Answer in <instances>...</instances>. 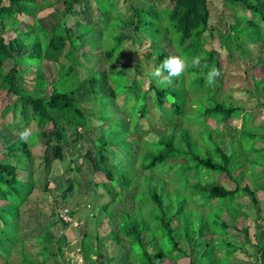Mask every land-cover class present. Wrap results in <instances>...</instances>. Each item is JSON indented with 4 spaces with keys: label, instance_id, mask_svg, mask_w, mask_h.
<instances>
[{
    "label": "trees",
    "instance_id": "16d2710c",
    "mask_svg": "<svg viewBox=\"0 0 264 264\" xmlns=\"http://www.w3.org/2000/svg\"><path fill=\"white\" fill-rule=\"evenodd\" d=\"M147 1L150 5L162 10L161 14L163 16L158 21L159 28L153 29L157 35L151 34L153 21L147 18V14H142L145 9H134L132 3L131 7L135 11L129 8L128 14L130 13V17L134 19L130 25V28L131 26L133 28L130 38L134 54L138 58H145L146 65L155 68L170 55L165 48L172 46L175 53H180L188 58L189 67L184 72L188 80L185 84L183 80L182 83L179 82L180 79H184L183 73L181 76L173 78L172 82L165 87H161L155 80L149 82L147 79L149 75L141 74L139 67H134V77L129 87L138 89L136 91L133 88L136 98L139 97L136 93L140 92V98L146 100L147 104L151 101L149 105L157 108L159 110L158 115H161L164 120H166L163 115L164 110H170L171 107L173 113L182 116L186 99L189 101L192 96L204 97L206 105L201 107V119H204V124L210 128L219 127L221 135L233 145L234 152L226 153L220 147V144L219 147L215 146L212 150H208L205 155L199 152L192 142L189 126L182 120L180 126H177L180 128L181 134L167 136L166 134L171 132V128L167 127L164 133L158 135V137L162 136L160 140L150 142L147 145L144 152V162L146 164L140 163L136 168L139 175H143L141 173L147 171L152 173L154 168H156V173L160 171L162 175L171 172L174 175L171 181L176 187L171 189L168 194L166 193L168 185L165 182V186L162 185L158 188L149 185V180H147L143 182L142 188L132 190L131 193L133 194L130 197L148 199L155 205L160 218V234L174 243L175 250L186 252L184 256L178 257L176 261L187 258L186 262L188 261V264H219V258L215 256L213 241L208 242L206 240L204 242L203 240L207 233L211 232L216 236L214 247L215 245L219 247V238L213 230L215 225H219V210L222 213H227L228 209L233 206H238L240 210H243L244 206L242 205L227 204L237 195L246 196L250 201L251 208L256 209L259 205L258 192L260 189L264 190V148L260 147L264 143V123L256 127L263 134L256 133L255 128L251 125L255 109L264 106V0H222L223 12L227 16L229 29L226 34L220 36L221 48L225 53L226 51L228 53L237 52L242 59H245L254 51L260 53L256 63L251 66V83L253 95L256 96V103L254 107H251V110H247L242 106L233 107L225 99H218L219 92L223 87L220 80L222 79L224 83L225 77L228 76L226 74L229 67L236 61L228 63L227 58L210 47L214 36L210 24L209 0H165L161 4ZM54 2V4H51L52 2L48 3L47 0H0V127L8 125L12 132L17 133V138L14 141L6 142L3 138H0V264H17L9 260L15 248L19 252L21 250L18 264H27L28 258L31 256H27L24 250L26 246L31 247L33 245L38 249L36 252L38 257H52L55 264H60L65 256L64 249L69 245L65 233L58 236L53 246L48 241L51 239L47 233L44 234V237L40 236V238H38L40 234L34 235L35 241L30 240L32 236L28 237L27 235L32 231L23 232L18 224L21 218V206L32 194L35 187L32 177L34 173V156L31 146L36 147L46 143L42 155L44 161L47 160L46 154L49 148H51L53 161L68 160L69 164L65 171L68 170L62 172V179L65 178L66 184V189L61 193L62 201L69 200L72 197L71 193L75 188V182L71 174L80 175L83 168L92 177V179L89 177L91 185L101 190V192L94 193L93 197H99L103 193L109 194V196L114 193L113 197H117L119 192L116 191L118 189L116 186L113 187L116 179L122 185L119 187L121 191L130 189V181L127 178H130L131 172L120 173L118 170L120 164H113V155L117 157L119 156L117 153H120L121 156L119 157H122L126 154L123 149L117 151L114 142L102 143L100 149L94 150V163L87 156L70 150V141L73 145L81 141L80 138L74 136L77 134L79 137L78 129L83 130L79 122L84 115L81 113L79 103L85 101V107H89V103L84 100L85 95L82 96L73 89V84L63 88L57 82L56 86V81L67 76V73H73L74 68L79 66L73 53L86 55L84 51L86 43L83 41L84 34L89 29L88 24L98 25V23L90 20L92 16L93 18H99L98 20L104 25L102 28H98L104 30V34L100 38L104 41L108 40V47L105 51H95V57L101 63L98 70L100 76L98 79L87 78L83 85L90 89L88 93L92 95L95 94V90L100 91L101 88H105L110 96L109 101L116 102L115 107L117 109L121 107L123 109V104L119 107L120 101L118 100L123 96L122 94L118 95L116 92L117 82L115 84L112 81L115 77L114 74L119 73L117 70L120 68L111 69L113 66H118L121 57L127 54V50H122L123 40L118 34L117 36L113 35L111 39L106 34L109 30V16L111 14L108 16L107 11L104 15L101 13L102 10L99 7L101 0H54ZM116 3L118 6V2ZM142 3L145 6L147 5L146 2ZM80 4L82 8L76 9V6ZM135 6H141L140 2L138 5V2L135 1ZM236 8L247 12L249 16H238L235 12ZM49 9L52 10L51 14L47 12ZM61 9L67 24L64 25L60 34L51 32L45 27L34 25V20L39 18L40 13L53 16L59 14ZM18 17L24 18L19 19ZM27 17L28 19H25ZM53 21L56 25L58 17L53 18ZM146 22L147 24H145ZM239 23H242L243 27L239 28ZM161 32L165 33L161 34ZM206 32L210 33L204 36ZM253 34H255V37H252ZM240 35H245L246 40L242 39L245 42L237 39V36L242 38ZM160 42H163L166 47L161 53H157L155 48ZM126 45H124V48ZM28 46L29 51L27 50ZM61 56L68 61V65H62L57 78L49 81L45 66L51 63H59ZM198 56L201 57L199 65L191 66L192 60ZM7 61H10L12 65L6 70L4 64ZM25 61L30 62V64ZM213 66L219 69L220 76L214 84L208 85L205 83V75L209 68ZM26 82L29 84L28 86ZM76 85L80 86L81 83ZM167 96L173 97L175 102L171 105L167 104ZM78 99L80 101L77 103ZM123 99L125 100L124 97ZM166 106H169V109ZM147 110L148 107L140 113ZM148 111L152 112V108ZM145 114L139 115L138 118ZM8 115L12 119L9 124H7ZM19 116L22 120L15 121ZM2 117H5V119L3 120ZM89 122L90 128L99 130L100 122L95 117H90ZM238 122L240 127L236 128ZM31 124L35 126V129L31 131L29 139L26 141L21 140L20 133L25 128H30ZM104 127L106 125H102V128ZM101 131L100 129V133ZM4 136L1 135V137ZM212 138L209 132L207 140L212 141ZM248 144H250V150H253L256 156H252L254 153L252 155L247 154L245 147ZM154 146H156L157 152L153 154L151 149ZM109 152L111 153L109 154ZM132 158L133 156H129L127 159L129 166L132 164ZM78 160L81 162L77 163ZM245 163L252 181H262L260 189H252L248 185L241 186L242 170ZM256 167L260 168L258 174L254 172ZM68 173L71 174L68 175ZM216 175L218 176L217 180H215ZM205 178H207V182L202 184ZM192 179L195 181L191 182ZM83 196L86 197V195ZM174 196L179 199V202H177V210L169 217L167 210L172 209ZM127 197L129 195L124 197L121 206H124ZM198 197L201 199L202 207L212 209L207 213L214 215V221L206 229L201 228L200 217H193V215L196 216L195 212L197 211L187 208V203L194 202ZM166 198H169L167 204H165ZM219 199L230 200L219 203ZM73 211L71 209L69 215L72 216ZM124 211L126 213L130 212L125 209ZM185 211L190 213H184ZM258 212V210H255L258 218L255 219L254 224L260 228L262 218L259 215L260 212ZM104 217L106 220H110L106 216ZM173 219L180 221L179 228H173L171 225ZM232 220L238 223L235 228L247 236L248 231L244 227L243 221L235 217ZM53 223L37 225L35 230L40 232V229L49 226L52 229L55 226ZM221 225L227 228L223 221ZM62 226L63 228L69 227L68 223H62ZM196 226L198 227L197 234L199 238L196 237L194 230ZM132 235L135 236L134 242H138L143 248L145 259L142 264H155L154 262L157 259L160 260L159 264H168L162 262L165 258L160 252L150 254L147 251L146 243L141 239L139 230H129L126 233L127 237ZM45 238H48V240ZM84 238L79 243L82 255L88 253L84 247ZM256 239L257 243L253 247L256 248L254 255L258 258L264 252V233L257 234ZM99 240L95 236L93 242L90 243L91 245L95 244V249L91 252L96 253L97 264H111L109 261L105 262V256L103 255L105 249L101 253L98 248ZM179 241L185 243L186 250L180 247ZM248 241L249 239L244 237L242 244L244 245ZM124 242L128 244L127 241L124 240ZM226 245L229 246L228 243ZM242 252L245 251L242 250ZM16 254L18 253L16 252ZM176 261L175 263H170V261L169 264H179Z\"/></svg>",
    "mask_w": 264,
    "mask_h": 264
},
{
    "label": "rangeland",
    "instance_id": "374dc122",
    "mask_svg": "<svg viewBox=\"0 0 264 264\" xmlns=\"http://www.w3.org/2000/svg\"><path fill=\"white\" fill-rule=\"evenodd\" d=\"M130 1L131 0H101V5H99L102 10L101 13L103 15L106 13V11L108 13V16L111 14V16H109V30L108 33L106 32V34L109 35L110 39L113 37V35H120L121 39L123 40L122 50H127V54L121 57L118 66L111 67V69L120 68L119 70H117L119 71V73L114 74L115 77L112 81L115 84L117 82L116 92L118 93V95L122 94V96L125 98V100L123 99V97H120L118 99L120 101L119 107H121V104H123V109L122 107L117 109L115 107L117 105L116 102L113 103L109 101L110 96L108 95L105 88L100 87L102 90H95V94L92 95L91 93H88L90 89L88 87L86 88L83 85V82L87 78L98 79V77L100 76L98 70L100 69L101 63L96 59L97 57H95V51H105V49L108 47V40L104 41L100 38V36L104 34V30L99 29L104 25L101 21L98 20L99 18H93L92 16L90 20L92 22L98 23V25L95 26L92 24H88L89 29L84 34L83 41L86 43L84 47L86 55H80L79 53L75 52L73 53L78 61L79 66L77 68H74L73 73H67V76L59 81H56V86L57 82H59V84L63 88L73 84V89L80 95H85L86 98L84 100L89 103V107L84 106L85 101L79 103V106L82 110L81 113L84 115L80 118L79 122L81 129L83 130L78 129L79 137L77 134H75L74 136H77L78 139L80 138L81 141L74 145L70 141V150H73V152H76L78 154L87 156L89 160L94 163V150L100 149V145L102 143L107 144L111 141L114 142L116 144L115 147H117V151H122L123 149L126 154H124L122 157H119L121 156L120 153H117L119 155L117 157L113 155V164H120L118 168L120 173L128 171L131 172L130 178H127L130 181V189L121 191L119 187L122 185L116 179L115 185L113 187L116 186V188L118 189L116 191L119 192V194H117V197H113L114 193H111V196H109V194L103 193V195H100L99 197H93L94 193L101 192V190L96 189L95 187H93V185H91L90 178L92 179V177L90 174L88 175V172L83 168L80 175L68 173V175L71 174V177H73L74 179L75 188L73 190V193H71L72 195L70 194L72 196L71 199L62 201L61 193L66 189L65 178L62 179V172H67L68 169L66 171L65 169L69 164L68 160H63L61 162L53 161L51 148H49L46 154L47 160L44 161V159H42V155L46 143L38 145L36 147L31 146V151L34 156V173L32 177L35 182V187L32 194L21 206V218L19 219L18 224L20 225V229L23 232L32 231V233L27 235L28 237L32 236V239L30 240H34V235L37 236L40 234L38 236V238H40V236L44 237V234L46 233L49 234V238L51 240H48V238L45 239L51 243V246L55 244L58 236H60L61 233L64 232L65 234H68L66 235L69 240L68 251L63 258V263L59 262L60 264H97V255L96 253L91 252L94 251L95 244H90L93 242L95 236L100 239L98 248L101 250V253L105 249L103 252V255L105 256V262L109 261V263L111 264H142L143 260L145 259L143 248L139 245L138 242H134V234L130 237L126 236V233H128L129 230L135 229L141 232V239L144 243H146V249L150 254H156L160 252L165 258L162 262L169 264V262L171 261L170 263H175L176 259L178 257L184 256V253L186 252L184 250H175L174 243L170 242L167 238H165L164 235L160 234V218L155 205L148 199H134L133 197H130V195L133 194L131 193L133 192L132 190H135L136 188H142L143 182H146L147 180H149V185L157 186L158 188L162 185L165 186V182L168 185V190L166 191V193L168 194L170 193L171 189L176 187L171 181L174 178V175L171 172L167 173V175H162L160 171H157L156 173V168H154L152 170V173L147 171L141 173L143 175H139V172L136 170V168L140 163L146 164V162H144V152L147 145L150 142L160 140L162 136L158 137V135L164 133L167 127L171 128V132L166 134L167 136H169L170 134L180 135V128H178L177 126H180V123L183 120L189 126V130L192 136V142L199 152L205 155L208 150H212L215 146L219 147V144L226 153H231V151L232 153L234 152L233 145L229 143V141L224 136L221 135L219 127L210 128L204 124V119H201V107H204L206 105L204 97L192 96L190 97L189 101H187L186 99V101H184L182 116L173 113L171 107L170 110L163 111L162 109L163 115L166 120L162 119L161 115H158L159 110L157 108H155L153 105H149L151 101L147 104L146 100L140 98V92L136 93L139 97H135L133 88L136 91H138V89L136 87H129L131 82L133 81L134 67H139V71L141 72V74L145 76L149 75V77L147 78L149 82H151V80H155V82L158 83L161 87H165L167 84H161L157 79L151 78L150 74L154 68L146 67L147 65L145 63V58H138L134 54L131 48L130 38L133 30L132 26L130 28V25L133 23L134 19L130 17V13L128 14V9L132 8V3L133 7H135L134 9H145L142 14H147V18L153 21L150 33L156 34L153 29L159 28L158 21L163 16V14H161L162 10H159V8H156V6L154 7V5H150L147 0ZM135 1L138 2V5L140 2L141 6L136 7ZM150 1L154 4H161L165 2V0ZM47 2H52L51 4L55 3L54 0H47ZM116 2H118V6ZM142 2H146L145 4L147 5L145 6ZM208 5L211 15L210 24L211 28L213 29L212 33L214 36V40L211 41L210 47L215 51H218L223 57L227 58L228 63L236 61L229 67L226 74L228 76L227 78L225 77L224 83L222 79L220 80V82L223 84V87L219 92L218 99H225L230 106H242L247 110H251V107H254L256 103V96L253 95L254 92L251 83V66L252 64L256 63L260 53L259 51H254V53L250 54L245 59H242L235 51L229 53L226 51L225 53L221 48L219 39L220 36L227 33L229 24L227 16L225 15V12H223L222 0H209ZM81 8V4L76 6V9ZM51 11L52 10L49 9L47 12L51 14ZM132 11L135 10H133L132 8ZM235 12L238 16H249L247 12H244L239 8H236ZM49 14H45L43 17L38 15L39 18H36L34 20V25L45 27L51 32L60 34L62 32L61 30L64 28V25L67 24L62 15V9L59 10V14H54L53 16H50ZM156 16H159V18H157ZM57 17L58 22L56 23V25L58 26H56L53 21V18L56 19ZM25 19H28V17ZM145 24H147V22ZM239 25V28L243 27L242 23H239ZM140 33L142 34V32ZM164 33L165 32H161V34ZM209 33L210 32H206L204 36H207ZM240 36H242V38L237 36V39H241V41L246 40L245 35ZM252 37H255V34H253ZM125 44L127 45L124 48ZM165 47V44L163 42H160L155 48V52L161 53ZM165 49L168 54L175 53V50L172 46H167ZM27 50L29 51V46L27 47ZM27 64H30V62H27ZM11 65L12 63L10 61H7L4 64V68L7 70L11 67ZM62 65H68V61L63 58V56L60 57L59 63H51L45 66L46 76L49 81H53L57 78L58 72L61 69ZM182 80L184 84L187 82L186 80H188L185 76V73L184 79H180L179 82L182 83ZM78 83H81V85L77 86L76 84ZM26 85L28 86L29 84L26 82ZM191 89L194 90V88L192 87ZM79 101L80 99L77 100V103ZM174 102L175 99L173 97L167 96V104L171 105ZM91 104L93 105L92 107L90 106ZM147 107L148 110L152 108V112L147 110L140 113L142 110L147 109ZM166 108L169 109V106H166ZM143 114L145 115L138 118L139 115ZM92 116L100 122L98 131L96 129L90 128L89 120ZM4 119L5 117L3 118V120ZM11 120V116L8 115L7 124H9ZM20 120H22V118L19 116L15 121ZM261 123H264V106L256 108L252 117L251 125L255 128L256 133H262L259 131V129H256V127ZM102 125H106V127L102 128ZM239 127L240 124L238 122L236 124V128ZM30 129L31 131L34 130L35 126L31 124ZM100 129L102 130L101 133ZM13 132L8 128V125H5V127H0V138H3L6 142L14 141L17 138V133ZM209 132L213 137L212 141L207 140ZM1 135L4 137H1ZM260 147L264 148V143H262ZM245 149L248 155H252L254 153L253 150H250V144H248ZM151 150L153 151V154L156 153V146H154V148H152ZM110 153L111 152H109V154ZM129 156H133L132 164L130 166L127 161ZM252 156H256V153H254V155ZM147 159L149 160L148 157ZM80 162V160L77 161V163ZM246 166L247 164L245 163L242 170L243 176L240 182L241 186L248 185L252 189H260L262 186V181H252V178L248 175ZM255 169L256 170H254V172L258 174L260 168L256 167ZM239 177L240 175L238 176V178ZM217 179L218 176L216 175L215 180ZM194 181V179L191 180V182ZM204 182H207V178L203 180L202 184H205ZM83 192L84 195H87L86 197L83 196L85 198H81L79 196ZM126 195H129V197H127L124 206H121V202H123V199L124 197H126ZM257 196L259 197V205L258 207H256V209L251 208L249 199L244 195H237L232 200L219 199V203L230 200L229 202H227V204L231 205L232 203L244 206L243 210H240L238 206H233L232 208L228 209L227 213L231 217L226 212L222 213V211L219 210V225H215V228H213L214 233H216L217 237L219 238V247H217L216 245V248L214 247V244H216V241H214L216 236L214 234H211V232L207 233V236L203 238L204 242L206 240L208 242L213 241L215 256L219 258V264H264V252L261 253L257 258L256 255H254L256 248L253 247L257 243L256 235L259 233H264V190L260 189ZM120 197H122V199H120ZM200 200L201 199L198 197L194 200V202L187 203V208L191 209L192 211H197L195 212L196 216L193 215V217H200V226L202 229H206L207 226L211 225V223L214 221V215L207 213L212 209L209 207H202ZM168 201L169 198H166L165 204H167ZM177 202H179V199L174 196V205L172 206V209L167 210V215L169 217H171L177 210ZM64 204L74 207V211H72L78 223H73L74 226L65 228H63V226L61 225L60 228V224L56 221L55 215L60 211L59 209ZM124 209L130 212L126 213ZM255 210H258L260 212L258 213L262 218V220L260 221V228H258L257 225L254 224L255 219L258 218L256 217ZM92 212H94L93 216ZM184 213L189 214L190 212L185 211ZM104 216H106L107 219L110 220H106ZM233 217L243 221L244 227H246L248 231L247 236H245L244 233H240L239 230L235 228L236 224L238 225V223L237 221L232 220ZM222 221L226 224L227 228L221 225ZM50 222H54L53 224H55L52 229L51 226H49L40 229V232H37L35 230L37 225H48ZM104 223L108 224L107 228L106 224ZM171 225L173 226V228H179L180 221L177 219H173ZM197 228L198 227L196 226L194 230L196 232V237L199 238L197 234ZM70 234L74 237H72ZM84 236L86 237L84 238ZM244 237H247L249 241L243 245L242 242ZM82 238H84V247L88 252L83 254V260L81 258L82 254L80 255V252L77 253L76 250L79 248V243ZM150 238L154 239L152 240ZM124 240L127 241L128 244H125ZM227 243L229 244V246L226 245ZM179 245L181 248H184L185 250L187 249L183 241H179ZM26 248L24 250V253L27 256H31L30 258H28L27 264H55V261L52 257H38L36 253L38 249L35 248V245L31 247L26 246ZM242 250H244L245 252H242ZM16 252L18 254H16ZM20 254L21 250L19 252L18 249L15 248L11 259L9 260L13 263L18 264L20 261L19 258L21 257ZM186 259L187 258H182L181 260L176 262L179 264H188V261L186 262ZM159 261L160 260L157 259L154 263L159 264Z\"/></svg>",
    "mask_w": 264,
    "mask_h": 264
},
{
    "label": "clouds",
    "instance_id": "9594fccd",
    "mask_svg": "<svg viewBox=\"0 0 264 264\" xmlns=\"http://www.w3.org/2000/svg\"><path fill=\"white\" fill-rule=\"evenodd\" d=\"M201 57H196L192 60L191 66L195 67L199 65ZM151 67V66H146ZM189 67V61L188 58L180 53L170 54L167 58L163 59L159 66L155 67L151 71V77L155 78L159 81L161 84H169L172 82L173 78H177L181 76ZM153 68V67H152ZM220 76V71L215 66L209 68L205 75V83L208 85L214 84L216 79ZM31 135V129L25 128L20 133V139L21 140H28ZM60 211L55 215L56 221L60 224V227L62 223L66 224L68 223L69 226H74L73 223H78L75 219L74 215H69V211L71 208L64 204L60 209ZM61 214H65L67 217H69L71 220L69 222H66L62 219L60 216Z\"/></svg>",
    "mask_w": 264,
    "mask_h": 264
},
{
    "label": "crops",
    "instance_id": "0c3cea01",
    "mask_svg": "<svg viewBox=\"0 0 264 264\" xmlns=\"http://www.w3.org/2000/svg\"><path fill=\"white\" fill-rule=\"evenodd\" d=\"M45 15V13H40L39 14V16H41V17H43ZM19 19L20 18H24V17H18ZM83 195H84V192L81 194V195H79L81 198H85V197H83ZM87 196V195H86ZM87 203V202H86ZM72 205H73V203H72ZM69 206V205H68ZM72 210L74 209V207L72 208L71 206H69ZM93 214H94V212H92V216H93ZM57 226V225H56ZM60 227V226H59ZM61 228V227H60ZM61 233V232H60ZM64 233V232H63ZM66 235H68V234H66ZM71 235V234H70ZM72 236V235H71ZM66 237V239H67V242H68V244H69V240H68V237L67 236H65ZM72 237H74V236H72ZM77 250V253H79L80 252V255H81V250H80V248H78V249H76ZM64 251H65V255L67 254V251H68V247H66L65 249H64ZM82 260H83V255H82ZM63 263V262H62Z\"/></svg>",
    "mask_w": 264,
    "mask_h": 264
},
{
    "label": "built area",
    "instance_id": "2783aa9c",
    "mask_svg": "<svg viewBox=\"0 0 264 264\" xmlns=\"http://www.w3.org/2000/svg\"><path fill=\"white\" fill-rule=\"evenodd\" d=\"M62 217V219L66 222H69L71 219L69 217H67L65 214H61L60 215Z\"/></svg>",
    "mask_w": 264,
    "mask_h": 264
}]
</instances>
